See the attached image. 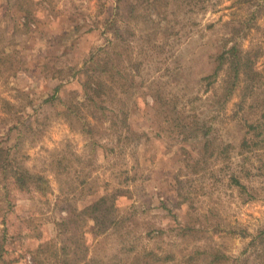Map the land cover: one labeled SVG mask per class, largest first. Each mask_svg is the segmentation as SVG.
Instances as JSON below:
<instances>
[{
  "label": "rangeland",
  "instance_id": "rangeland-1",
  "mask_svg": "<svg viewBox=\"0 0 264 264\" xmlns=\"http://www.w3.org/2000/svg\"><path fill=\"white\" fill-rule=\"evenodd\" d=\"M0 144V264H264V0H0Z\"/></svg>",
  "mask_w": 264,
  "mask_h": 264
},
{
  "label": "trees",
  "instance_id": "trees-1",
  "mask_svg": "<svg viewBox=\"0 0 264 264\" xmlns=\"http://www.w3.org/2000/svg\"><path fill=\"white\" fill-rule=\"evenodd\" d=\"M108 64V63H107ZM101 73L105 74L104 71ZM109 86L108 82L100 78L89 79L85 85V95L92 98L96 97L99 99L104 98V95L108 96L109 90L107 87ZM110 89V88H109ZM94 99V98H93ZM94 101V100H90ZM122 113L125 116L126 120V111L124 108L122 109ZM123 124L126 125L124 123ZM13 154L9 149L5 148L0 144V168L4 171V173L10 174L11 177L15 180L16 184L21 188L30 189L31 185H35L39 187L41 191L45 192L47 190V180L42 174L33 173L26 168H21L20 166H15L13 162ZM107 197L103 196L98 199L95 203L89 205L85 210L88 211L90 216L93 218L94 222L99 225V231H105V223H113L112 216L110 215L111 211L108 205L106 206ZM103 226V227H102ZM108 229V228H107Z\"/></svg>",
  "mask_w": 264,
  "mask_h": 264
}]
</instances>
